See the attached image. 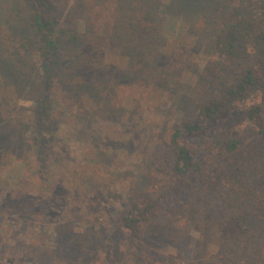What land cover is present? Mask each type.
<instances>
[{
	"label": "rangeland",
	"instance_id": "1",
	"mask_svg": "<svg viewBox=\"0 0 264 264\" xmlns=\"http://www.w3.org/2000/svg\"><path fill=\"white\" fill-rule=\"evenodd\" d=\"M31 2L0 0V264H264V221L241 220L264 197L253 125L184 135L198 163L184 176L170 150L220 89L200 79L246 0H45L50 78ZM146 199L157 217L132 238L121 219Z\"/></svg>",
	"mask_w": 264,
	"mask_h": 264
},
{
	"label": "trees",
	"instance_id": "2",
	"mask_svg": "<svg viewBox=\"0 0 264 264\" xmlns=\"http://www.w3.org/2000/svg\"><path fill=\"white\" fill-rule=\"evenodd\" d=\"M246 2L247 11L238 5L219 28L216 48L222 61L213 63L214 65L209 63L204 69V74H212L213 78L200 79L201 82H208L210 87L213 86L212 80H219L220 89L215 95L198 104L196 108L198 122L185 121L181 123V128L172 134L170 150L173 159L172 171L175 176H184L198 167L195 153L180 139L184 135L201 132L207 123L233 116L244 118L256 129L263 149L261 166L264 173V0ZM31 3L32 25L42 42L43 70L46 72L45 76L50 78L54 68L51 56L56 42L49 37L51 29L47 28L43 21L41 12L45 0H32ZM229 70L234 71L232 78L229 76ZM226 147L232 152L236 148V143L228 142ZM159 207L160 204L155 199L133 203L121 219L122 226L132 238H138L142 228L157 217ZM252 215L264 221V197L258 202L255 200L251 205H246L241 213V220L249 224ZM231 220L236 229L233 232L231 229L232 233L229 231L224 233L238 241L243 234L241 226L235 219ZM249 238L254 239V235L251 234Z\"/></svg>",
	"mask_w": 264,
	"mask_h": 264
}]
</instances>
